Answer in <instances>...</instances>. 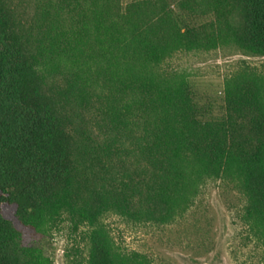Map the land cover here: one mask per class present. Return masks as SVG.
<instances>
[{
  "label": "trees",
  "instance_id": "obj_1",
  "mask_svg": "<svg viewBox=\"0 0 264 264\" xmlns=\"http://www.w3.org/2000/svg\"><path fill=\"white\" fill-rule=\"evenodd\" d=\"M11 5L0 0V205L42 236L64 217L86 225L85 264H150L114 247L103 216L167 226L217 183L264 246V75L232 73L202 106L165 65L224 49L264 59V0H45L38 55ZM48 29L63 85L37 70ZM0 264L50 262L0 214Z\"/></svg>",
  "mask_w": 264,
  "mask_h": 264
},
{
  "label": "rangeland",
  "instance_id": "obj_2",
  "mask_svg": "<svg viewBox=\"0 0 264 264\" xmlns=\"http://www.w3.org/2000/svg\"><path fill=\"white\" fill-rule=\"evenodd\" d=\"M44 1L12 0L11 7L18 22L15 27L19 34L28 35L29 55L39 54L34 41L35 25L42 24L39 13ZM129 1L122 0L123 3ZM48 11L53 12L52 9ZM46 32L45 39L38 40L44 57L37 70L46 79V84L57 81V85H63V78H69V75L58 70V48L49 46L54 30ZM165 65L186 73L187 80L194 85L195 94L203 101L202 106L206 105V99L213 103V107L219 104L224 80L230 74L247 68L264 75V59L227 49L208 53H175L166 59ZM69 106L66 104L61 112L64 113L65 109L71 113ZM81 115L89 117L86 110ZM193 205L167 226L143 220L132 222L113 213L104 215L101 223L119 252L136 255L150 264H264L263 244L239 218L241 202L236 190L208 183ZM0 214L20 234L23 247L40 248L50 264H85L89 241L86 225L64 217L57 219L42 236L17 220L14 206L0 205Z\"/></svg>",
  "mask_w": 264,
  "mask_h": 264
}]
</instances>
